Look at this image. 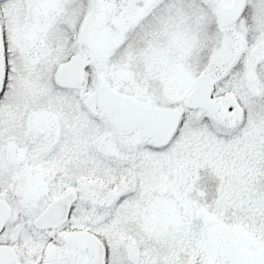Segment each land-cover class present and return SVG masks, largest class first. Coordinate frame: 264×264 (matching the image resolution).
Segmentation results:
<instances>
[{
	"label": "snow or ice",
	"instance_id": "1",
	"mask_svg": "<svg viewBox=\"0 0 264 264\" xmlns=\"http://www.w3.org/2000/svg\"><path fill=\"white\" fill-rule=\"evenodd\" d=\"M0 264H264V0H0Z\"/></svg>",
	"mask_w": 264,
	"mask_h": 264
}]
</instances>
